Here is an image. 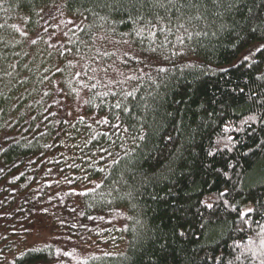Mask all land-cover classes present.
Returning <instances> with one entry per match:
<instances>
[{"label":"trees","instance_id":"16d2710c","mask_svg":"<svg viewBox=\"0 0 264 264\" xmlns=\"http://www.w3.org/2000/svg\"><path fill=\"white\" fill-rule=\"evenodd\" d=\"M262 40L264 0H0V264H264Z\"/></svg>","mask_w":264,"mask_h":264},{"label":"snow or ice","instance_id":"6c2138e0","mask_svg":"<svg viewBox=\"0 0 264 264\" xmlns=\"http://www.w3.org/2000/svg\"><path fill=\"white\" fill-rule=\"evenodd\" d=\"M131 2L135 3V0H131ZM140 2L142 3L143 0H140ZM253 31H255V29H253ZM254 50V51H253ZM260 52H264V40H262V42H259V43H256V44H253L252 45V48L249 49L248 53L247 54H244L243 55V59L245 61L249 60L250 57L254 56L255 54L257 53H260ZM161 71H163V69H161ZM250 119H254V118H250ZM143 138V137H142ZM229 140L231 139V137L228 138ZM225 193L224 192H221L219 193V197L218 198H222L224 197ZM228 202L225 201V204H227ZM206 207H208L209 209H211L213 207L212 204H206ZM253 211L252 208H248L247 209V213H251ZM246 212L244 211H241L239 212V218L243 221V222H247V220L245 219L246 217ZM181 235H183V233H181ZM67 254V253H66Z\"/></svg>","mask_w":264,"mask_h":264}]
</instances>
